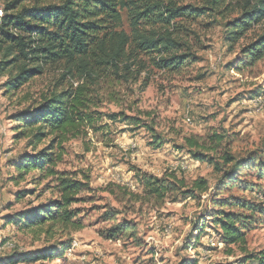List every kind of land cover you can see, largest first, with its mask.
<instances>
[{
    "label": "rangeland",
    "instance_id": "rangeland-1",
    "mask_svg": "<svg viewBox=\"0 0 264 264\" xmlns=\"http://www.w3.org/2000/svg\"><path fill=\"white\" fill-rule=\"evenodd\" d=\"M162 1L178 6L201 2ZM4 2L0 0V18ZM34 2L27 0L22 6ZM122 23L129 34L126 10L122 11ZM186 26L194 34L187 41L197 61L178 73L149 68L135 83L104 86L94 110L102 116L96 126L103 130L87 129L83 141L70 140L64 145L65 155L58 169L88 174L93 189L85 202L73 207L83 226L78 231L5 224L8 216L55 198L43 189L47 181L34 183L31 174L21 182L14 180L17 173L11 163L29 149L26 139H15L12 119L23 107L56 87L66 88L71 80L62 79V68H49L15 96H4L2 85L8 72L0 74V264L9 257L18 258L19 253L34 254L46 248L61 255L49 261L17 264H181L191 259L199 264H225L240 255L236 249L234 255H227L207 217L220 175L213 164L194 160L184 139H195L209 150L216 146L214 134L224 136L217 149L203 154L217 163L224 152L239 159L252 157L257 166L264 150V59L238 71L235 65L243 43L229 49L220 19L202 17ZM251 36L248 33L244 43ZM109 115H118V120L121 115L137 118L153 131L113 122L106 117ZM153 136L164 142L161 148L153 146ZM242 174L241 180H250L252 194L232 188L220 197H227V193L245 196L264 206V184L253 178L250 170ZM145 176L171 178L180 190L161 200L148 197L140 183ZM197 179L208 183V191L195 200L183 198L179 193L190 189ZM23 190L34 193L18 200L16 195ZM109 213L117 214L116 223L133 226V235L109 239L113 225L107 220ZM246 240L249 251L264 249V222L259 220Z\"/></svg>",
    "mask_w": 264,
    "mask_h": 264
},
{
    "label": "trees",
    "instance_id": "trees-1",
    "mask_svg": "<svg viewBox=\"0 0 264 264\" xmlns=\"http://www.w3.org/2000/svg\"><path fill=\"white\" fill-rule=\"evenodd\" d=\"M26 2L5 0L0 18V74L8 72L2 85L4 96H15L49 68H62V79L69 77L71 81L64 89L56 87L43 94L12 119L15 139H26L29 149L11 163L17 173L14 180L21 182L31 174L34 183L47 181L43 189L55 198L8 216L6 225L14 223L25 228L47 225L48 230L58 228L63 232L83 228L79 212L73 207L85 202L93 189L88 174L58 169L65 155L64 145L70 140L83 141L87 129L103 130L102 126H96L102 116L94 110L98 109L97 99L104 86L135 83L149 68L178 73L197 61L187 41L194 35L187 24L191 26L202 17L220 19L229 49L240 41L243 43L240 60L235 65L238 71L264 59V0H201L197 6H178L162 0H35L22 6ZM123 10L128 13L129 34L123 30ZM248 33L252 34L251 39L244 43ZM106 117L153 131L134 117L121 115L120 120L118 115ZM153 139L155 148L164 144L158 136ZM212 139L216 146L209 150L195 139L186 138L184 143L194 160L213 164V170L220 175L207 217L227 255H234V249L240 253L233 262L225 264H264V249L249 251L246 246L249 232L259 220L264 222V206L245 196L227 193V197H220L224 190L229 192L232 188L252 194L250 180L240 179L248 170L264 184V150L257 166L254 158L239 159L229 152H224L217 163L203 152L217 149L224 136L214 134ZM140 183L146 196L160 200L180 190L171 178L145 176ZM180 186L184 187V183L180 182ZM207 191L208 183L197 179L190 189L179 194L195 200ZM33 193L23 190L16 198L20 200ZM116 215L107 214V220L113 221L107 237L132 236L135 228L126 222L116 223ZM55 252L46 248L34 254L19 253L18 258L9 257L4 264L49 261L61 255ZM181 264L199 261L191 259Z\"/></svg>",
    "mask_w": 264,
    "mask_h": 264
},
{
    "label": "built area",
    "instance_id": "built-area-1",
    "mask_svg": "<svg viewBox=\"0 0 264 264\" xmlns=\"http://www.w3.org/2000/svg\"><path fill=\"white\" fill-rule=\"evenodd\" d=\"M0 13H1V11H0ZM256 106V105H255Z\"/></svg>",
    "mask_w": 264,
    "mask_h": 264
}]
</instances>
